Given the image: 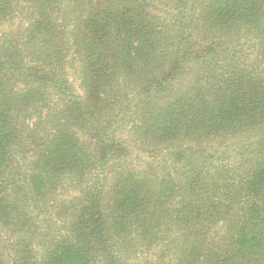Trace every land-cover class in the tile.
<instances>
[{
  "label": "trees",
  "instance_id": "obj_1",
  "mask_svg": "<svg viewBox=\"0 0 264 264\" xmlns=\"http://www.w3.org/2000/svg\"><path fill=\"white\" fill-rule=\"evenodd\" d=\"M0 264H264V0H0Z\"/></svg>",
  "mask_w": 264,
  "mask_h": 264
},
{
  "label": "rangeland",
  "instance_id": "obj_2",
  "mask_svg": "<svg viewBox=\"0 0 264 264\" xmlns=\"http://www.w3.org/2000/svg\"><path fill=\"white\" fill-rule=\"evenodd\" d=\"M18 23H19V21H18ZM17 152H18V154H17V156H21V154L23 153L24 155H25V158L27 159V155H32V153L31 152H28L27 154L24 152V150H23V148L22 147H19L18 148V150H17ZM20 153V154H19ZM140 155H142V154H140ZM142 156H144V155H142ZM146 157V156H145ZM144 158V157H143ZM144 161V159L143 160H141V161H139V162H143ZM154 258V257H153Z\"/></svg>",
  "mask_w": 264,
  "mask_h": 264
}]
</instances>
